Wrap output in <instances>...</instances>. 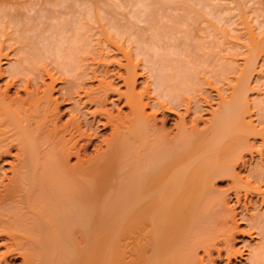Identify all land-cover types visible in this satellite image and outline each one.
I'll list each match as a JSON object with an SVG mask.
<instances>
[{
  "label": "bare ground",
  "instance_id": "6f19581e",
  "mask_svg": "<svg viewBox=\"0 0 264 264\" xmlns=\"http://www.w3.org/2000/svg\"><path fill=\"white\" fill-rule=\"evenodd\" d=\"M228 1L0 0V264H198L200 248L210 262L213 251L241 255L213 181L231 178L236 198L264 191V160L245 177L235 168L259 145L248 137L259 130L251 108L264 112V88L250 95L264 80V0ZM234 30L242 40H231ZM222 42L243 46L242 66L219 52ZM210 90L217 105L200 126ZM119 102L126 112L112 110ZM248 220L259 242L244 264H264V217Z\"/></svg>",
  "mask_w": 264,
  "mask_h": 264
},
{
  "label": "rangeland",
  "instance_id": "374dc122",
  "mask_svg": "<svg viewBox=\"0 0 264 264\" xmlns=\"http://www.w3.org/2000/svg\"><path fill=\"white\" fill-rule=\"evenodd\" d=\"M220 1V4L221 5H223V4H227L226 2H229L228 0L226 1H224V0H219ZM224 2V3H223ZM228 4H230V2L228 3ZM175 12H178L179 13V11H175ZM168 14H169V16H167V17H164V20H165V23L167 24V25H172V24H175V19H173L172 20V17L173 18H175V15H176V13H173V12H168ZM172 14H174V16H172ZM235 18H237V17H235ZM167 19V20H166ZM175 20V21H174ZM236 21H238V19H235ZM92 22V21H91ZM236 24H238L237 22H235ZM235 23H233V25H236ZM93 26L94 25H97V23L96 22H93V24H92ZM237 26H239V25H237ZM92 26H89V28H91ZM88 28V29H89ZM95 29H97V27L95 26ZM93 27H92V29L91 30H93L92 32L94 33H97V35H95V33H94V35L92 36V35H90L92 32H91V30L89 29L88 31H87V33H89V37L91 36L92 38V40L94 39H96V42L97 41H99L98 40V38H99V36H98V34L100 35V32L98 31L99 30V28L97 29V31L95 30ZM91 33H90V32ZM196 31V30H195ZM194 30H193V33H197V31L195 32ZM231 31V30H230ZM237 31V33H232L233 35V38L231 39V40H233V41H236V40H238L237 38H236V36L238 35V33H239V35H238V38L240 39V40H242V37L244 36L243 35V33H242V31H238V30H236ZM235 30H234V32H236ZM204 32H207V34H208V31H204ZM203 32V33H204ZM232 32V31H231ZM201 33L202 32H200V35H201ZM210 33H211V36L213 35V33L210 31ZM217 33V32H216ZM216 33H214V35H215V37H216ZM219 34V33H218ZM235 34V35H234ZM237 34V35H236ZM214 35H213V37H214ZM229 35H230V33H229ZM98 38H97V37ZM203 37H205V38H207V37H209V36H207L205 33L202 35ZM209 37L208 39H212L213 37ZM217 36H219V35H217ZM220 36H221V33H220ZM232 36H230V38L232 37ZM234 36H235V38H236V40H235V38H234ZM94 37V38H93ZM100 38H101V36H100ZM244 39V38H243ZM232 41V42H233ZM92 42H95V41H92ZM101 42H103V41H101ZM232 42H231V44H228V43H230V42H226L229 46H230V51H233V52H230L229 50H227V48H226V43H223V44H225V45H223L222 43L221 44H219L220 46H224V48L223 49H225V50H227L228 51V53H227V51L225 52L223 49H222V47H220V46H217V47H219V48H221L222 50V52L221 51H219L218 49V51L220 52V53H224V55H225V53H226V55L227 54H229V56L230 57H232V59L234 60V58L236 57H238L237 59H236V61H237V63H238V65L240 64L241 65V62H242V59H243V55L241 54V51L243 52L245 49L243 48V46H242V48H241V46L239 45H237L238 47L236 48L235 46L236 45H234V47L236 48V49H234V50H231L232 48H233V45H232ZM93 44H95V43H93ZM99 44H101L100 42H99ZM95 45H97V44H95ZM231 45H232V48H231ZM229 46H227V47H229ZM129 47V46H128ZM93 48H99L98 46L97 47H95V46H93ZM95 49H93V50H95ZM216 48H214V50H215ZM229 49V48H228ZM242 49V50H241ZM100 50V49H99ZM236 50H237V52L239 53V55H237L236 56V54H238L237 52H236ZM217 51V52H218ZM234 51H235V53H234ZM97 52H98V50H97ZM95 54H96V52H94ZM117 53H119V54H117ZM116 53V55H120V57H119V59L120 60H124L123 58H122V54H121V52H117ZM219 53V54H220ZM95 54H94V57H95ZM109 54H111V53H109ZM235 54V55H234ZM241 54V55H240ZM244 54V53H243ZM93 55V54H92ZM92 55H90L89 54V56H92ZM234 57H233V56ZM98 56L96 55V59H98L97 58ZM110 57V58H109ZM109 57H102V58H104V60H106L105 58H108V59H111V58H113L112 57V55H109ZM117 57V56H116ZM115 57V58H116ZM140 57V56H139ZM118 58V57H117ZM107 59V60H108ZM107 60H106V64H107V67L108 68H110V70H112L114 67H116L117 65L115 64V63H109V62H107ZM261 60V61H260ZM1 61H2V59H1ZM236 61H235V63H236ZM262 61H264V60H262V59H258V62L259 63H261ZM108 63H109V65H108ZM236 63V64H237ZM258 63V64H259ZM257 64V65H258ZM262 64H264V63H262ZM239 65V66H240ZM106 66V65H105ZM238 66V67H239ZM242 66V65H241ZM260 67V68H259ZM262 67H261V64H260V66H258V70H260ZM114 70V69H113ZM112 70V71H113ZM121 71L123 70V69H120ZM115 71V70H114ZM262 72H264V71H261V74H262V76L260 75V73L257 71L256 73L254 72L253 73V77H252V82H254V76H258V75H260L259 77L261 78L262 77V79H264V73H262ZM256 76V77H257ZM46 81H48V79H45ZM140 80V81H139ZM257 80V81H256ZM112 81H113V79H112ZM115 82H113V84L114 83H117L116 85H119V83H118V81H116V80H114ZM92 84V85H95L96 83H97V80H90V81H88V84H90V83ZM137 82H138V85L140 84V83H142L143 82V76H138L137 77ZM255 84H252L251 83V85L255 88L254 90H255V93H254V91H253V93H252V90H251V101H252V94H254L255 96H256V94H257V92H256V90H259V88L260 89H262V88H264V80H261V81H259V78L257 77V79H255ZM258 82H260V84H258ZM90 84V85H91ZM256 84H258V86L256 85ZM0 85H3V83L0 81ZM140 86V85H139ZM225 85H223L222 86V84H221V87H224ZM260 86V87H259ZM119 88H123L122 90H124V86L123 85H119ZM258 88V89H257ZM18 90V93L19 94H21V96H24V91L21 89V88H18L17 89ZM15 91H16V88H15V86L14 87H11L10 89H9V91H8V94L10 95V97H14L15 96ZM262 91H264V90H262ZM250 93V92H249ZM210 94H211V96H213V98L215 99H213L212 97H210L209 99H210V101H209V103H205L204 104V106H205V109H203L199 114L201 115V119H202V121L199 119V125L200 126H202L203 124H204V119H206V118H208V116H210V113H209V109H211L212 107L214 108V107H216V99H217V96L215 95V91L214 90H210ZM215 96V97H214ZM254 98V97H253ZM256 98V97H255ZM120 104H117L116 106H118L119 105V107H115V108H113L112 110L114 111V112H116L117 110V108H120L121 110H122V112H126L127 111V107H125V106H122V104H121V102H119ZM210 104V105H209ZM251 106H253V103H252V105ZM211 107V108H210ZM254 107V106H253ZM253 107L251 108L252 110L250 111L251 112V114L253 115V114H255V117H254V121H255V126H257L256 128L257 129H259L258 130V132H257V134H255V135H250V137L252 138H250V137H248V140L250 141L249 143H251V144H254V146L256 145V142L259 144H257L256 146H257V148H255V147H252L251 149L252 150H250L251 152L249 153V151L247 150L246 152H243V155H245L244 156V158L246 159H244L245 160V163L243 164V163H241V162H239L237 165H236V171L237 172H239V174H240V176H242V177H245V174H246V172H247V169L248 168H250L251 166H253L254 164H255V161H261V160H264V157H262V156H264V152H262V151H264V146H262V145H264V140H262V138H260V137H264V136H262V135H258V134H262V132H259V131H262V129H264V120H261V119H264V118H262V117H264V112H261V116L262 117H260L259 115L260 114H258L257 115V112L258 113H260V111H257L256 109V107H254V108H256V109H253ZM63 107H61V111L63 110L62 109ZM209 108V109H208ZM115 109V110H114ZM63 112V111H62ZM252 112H254V113H252ZM68 115V113H63L62 114V116H61V119H65L66 117H68L67 116ZM256 115H257V117H256ZM157 116H158V126H160L161 125V117H162V113H158L157 114ZM160 116V117H159ZM254 116V115H253ZM206 117V118H205ZM258 117H260V119L258 118ZM178 119V117H177V115L176 114H174V113H170L169 115H168V117H167V119H166V121H165V128H167L168 130H175V127H174V123H175V121ZM258 119H259V122H258ZM261 120V121H260ZM203 122V123H202ZM261 122H262V124H261ZM259 123V124H258ZM102 131H100L99 133V135L95 138V141L94 142H96V143H98V139H100V137L102 138V137H105L109 132H110V128L109 127H106V128H104V129H101ZM253 136H254V139H253ZM256 136V137H255ZM253 140V141H252ZM252 141V142H251ZM262 141V142H261ZM262 143V144H261ZM261 148V149H260ZM88 151V154L90 155V154H92L93 153V151H94V147H93V145L92 146H90L88 149H87ZM245 151V150H244ZM257 151V152H256ZM245 153V154H244ZM262 156H261V155ZM9 159H11V157H8ZM75 157H72L71 158V162H74L75 161ZM257 159V160H256ZM249 160H250V162H249ZM262 162H264V161H262ZM4 166V168L6 169V170H8V168H9V165L6 163V164H4L3 165ZM1 171V170H0ZM245 171V172H244ZM244 175V176H243ZM221 176H219V177H216L215 179H214V181H213V186L215 187V191H216V193L217 194H221L220 196L221 197H223V199H225L224 201L225 202H223L224 203V206H223V208H226V206H228V208H226V210L228 209L229 210V212H228V214H227V216L228 217H230L231 215L233 216L234 215V221H236V222H234V225H236L237 227L235 228V226H234V228L235 229H232V230H234V233H233V235H234V239L232 240V242H233V245H234V247L235 248H239V249H241L240 251L242 252L241 253V255H240V253H236L234 256H231L229 259L224 255V252H223V254H222V256H216L217 255V253H216V251H213L212 252V256H214L213 257V259H212V261L210 262L208 259H207V261H206V258H207V256L205 257L204 255V253H202L203 251H202V249L200 248V249H198V253H199V256L197 257V260H198V262L200 263V262H202V263H200V264H244L245 263V261H246V255H247V253H246V251L249 249V248H247L248 247V244H252V243H258L259 242V236L257 235V233H256V229H255V227L253 228L252 226H251V224H250V221L248 220V215H250V214H254V212L255 213H257V211H258V213H262V217H264V194H262V193H264V191H258V192H255V191H251L250 190V192L248 191V193H245L244 191H243V189H240V193H239V198L237 197L236 198V193H235V189H234V185L232 184L233 182H232V179L231 178H228V176L226 177V176H222V178H220ZM252 178V177H251ZM251 180H253V179H251ZM254 181H252V183H253ZM232 184V185H231ZM258 184V183H257ZM261 184L262 185H264V182H261ZM254 185H255V182H254ZM213 187V188H214ZM262 187H264V186H262ZM218 189V190H217ZM233 189V190H232ZM262 190H264V189H262ZM224 195H226L225 197H224ZM245 196V197H244ZM262 197V198H261ZM227 202V203H226ZM226 203V204H225ZM230 207H232V208H230ZM235 211H234V210ZM226 210H224V213L226 214ZM241 210V211H240ZM257 210V211H256ZM260 210V211H259ZM243 211V212H242ZM231 212V213H230ZM240 212H242L241 214H240ZM230 213V214H229ZM224 214V215H225ZM242 214H243V216H242ZM241 215V216H240ZM221 218V217H220ZM229 221L231 220V218H229L228 219ZM232 221V220H231ZM229 222V223H232V222ZM235 223H237V224H235ZM238 229V230H237ZM250 230H251V232H250ZM233 232V231H232ZM249 232V233H248ZM236 233V234H235ZM253 234H255V235H253ZM1 240V239H0ZM244 240H246L245 242H243ZM2 241V240H1ZM249 242V243H248ZM246 244V245H245ZM3 249H5V247L4 246H2V245H0V251H2ZM198 255V254H197ZM202 255V256H201ZM244 256V257H243ZM199 257H202V259L200 260L199 259ZM205 257V258H204ZM197 262V263H198ZM198 263V264H199ZM7 264H22V257L21 256H16V257H9V262L7 263Z\"/></svg>",
  "mask_w": 264,
  "mask_h": 264
}]
</instances>
